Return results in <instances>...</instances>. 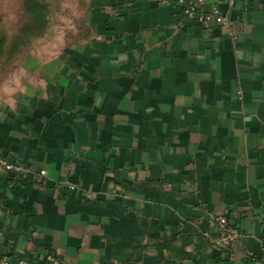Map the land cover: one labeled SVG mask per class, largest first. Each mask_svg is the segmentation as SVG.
Returning <instances> with one entry per match:
<instances>
[{
  "label": "crops",
  "instance_id": "obj_1",
  "mask_svg": "<svg viewBox=\"0 0 264 264\" xmlns=\"http://www.w3.org/2000/svg\"><path fill=\"white\" fill-rule=\"evenodd\" d=\"M94 5V39L0 82V260L264 261V0L208 34L176 0Z\"/></svg>",
  "mask_w": 264,
  "mask_h": 264
},
{
  "label": "rangeland",
  "instance_id": "obj_2",
  "mask_svg": "<svg viewBox=\"0 0 264 264\" xmlns=\"http://www.w3.org/2000/svg\"><path fill=\"white\" fill-rule=\"evenodd\" d=\"M26 0H0V82L29 59L59 56L94 39V0H39L44 24Z\"/></svg>",
  "mask_w": 264,
  "mask_h": 264
},
{
  "label": "built area",
  "instance_id": "obj_3",
  "mask_svg": "<svg viewBox=\"0 0 264 264\" xmlns=\"http://www.w3.org/2000/svg\"><path fill=\"white\" fill-rule=\"evenodd\" d=\"M181 8L185 19L199 23L204 33H211L214 22L226 30H230L232 21L229 18V11L235 4V0H218L205 9L204 6L209 0H176ZM224 4L227 9L225 11L220 9V5ZM22 168L15 166L9 161L0 158V176L8 172H21ZM41 176H45V172H40ZM70 190L74 188L70 186ZM213 225L215 227L216 236L211 238V243L224 251H230L238 243L241 238V233L238 229L233 227L228 219L223 216L214 218ZM0 264H34L28 260H18L15 263L9 262L8 259L2 258ZM258 264H264V261Z\"/></svg>",
  "mask_w": 264,
  "mask_h": 264
},
{
  "label": "trees",
  "instance_id": "obj_4",
  "mask_svg": "<svg viewBox=\"0 0 264 264\" xmlns=\"http://www.w3.org/2000/svg\"><path fill=\"white\" fill-rule=\"evenodd\" d=\"M25 6L28 11L35 14L39 23L44 24L46 19L44 18L45 4L39 2V0H26Z\"/></svg>",
  "mask_w": 264,
  "mask_h": 264
}]
</instances>
